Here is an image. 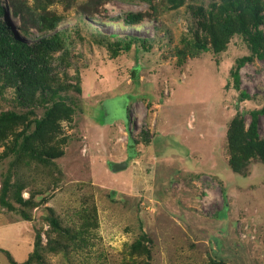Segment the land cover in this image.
Wrapping results in <instances>:
<instances>
[{"label": "rangeland", "instance_id": "1", "mask_svg": "<svg viewBox=\"0 0 264 264\" xmlns=\"http://www.w3.org/2000/svg\"><path fill=\"white\" fill-rule=\"evenodd\" d=\"M0 1L21 40L60 32L52 85L81 88L62 91L35 129L44 108L23 107L0 86V112L16 114L0 121V188L9 175L28 200L9 190L14 210L0 205L1 249L24 262L40 233L27 264H264V163L247 157L245 175L229 164V122L240 113L247 131L249 112L264 106V57L239 70L249 98L230 75L249 53L245 0ZM21 1L62 19L53 31L24 33L10 15ZM235 9L246 23L238 14L243 23L236 17L225 39L220 22ZM259 28L264 35V22ZM128 36L137 40L125 51ZM213 37L224 43L218 51ZM257 131L264 137V113ZM16 134L29 136L19 157ZM0 264H10L1 250Z\"/></svg>", "mask_w": 264, "mask_h": 264}, {"label": "trees", "instance_id": "2", "mask_svg": "<svg viewBox=\"0 0 264 264\" xmlns=\"http://www.w3.org/2000/svg\"><path fill=\"white\" fill-rule=\"evenodd\" d=\"M245 1V11L249 15L251 26L246 33L249 53L236 58L233 67L230 69L233 87L239 90V98L241 100L249 98V95L244 90L240 89V68L247 61L255 57L258 59L264 57V35L259 28V25L264 22V14L261 13V8L259 7L260 1ZM80 8L84 13L92 15L93 10L86 4L83 3L80 5ZM42 9L44 8H41V11H37L35 8L21 1L18 6L15 5L13 7L10 15L19 20L21 30L24 33L27 32L30 27L42 33L53 31L60 23L62 17L54 12ZM234 13L235 16L229 14L220 22V30L225 39H228L234 31H237L233 25L236 17L243 23V20L238 14L242 15L244 19L242 25L245 26L246 18L243 12H238L235 9ZM127 16L129 19H133L132 13H127ZM14 31L11 22L6 18L4 5L0 1V86L12 87L14 89L16 101L23 107L33 108L36 105H41L44 108L42 117L34 119L35 129H38L44 124V121L51 116L55 105L63 103L61 100L64 99L62 91L70 88L80 93L81 88L77 83H62V85L57 83L55 86L52 85L56 75L53 72L49 59L53 53L60 51L64 53L65 51V42L60 32L53 31L48 35L42 34L29 43L21 40ZM136 40V37L128 36L122 48L125 51L129 50ZM116 42L122 44L119 39H117ZM213 42L215 51H218L224 44L218 37H213ZM262 113H264V106L261 109L251 110L249 112L250 122L247 131L243 129L244 121L240 113L236 114L229 122L228 139L232 150L229 164L235 172L245 175L247 163L245 164L244 162L247 157L248 160L249 158H257L264 163V137H260L257 131L258 116ZM15 116L16 114L12 111L0 112V121L15 118ZM237 136L240 141H236ZM28 138L29 136L27 134H16L12 147V153L15 157H19L24 150L29 148ZM236 145H240V147L236 148ZM131 148H133L132 139L129 140V145H127L128 151L132 150ZM133 154L136 155L137 153L133 152ZM22 188L23 187L16 182L12 184L8 175V178L3 181L0 188V205L14 210L12 203L8 199L9 190L13 193V199L17 203L25 204L28 202V200L23 199L21 196ZM20 212L23 219L30 218L23 210ZM49 220L54 225L58 226V222L54 217L49 216ZM40 236V233L35 235L33 250L24 262H16L7 250L1 248L0 250L6 254L10 264H27L31 262L34 255H37L41 247ZM127 264L142 263L130 262Z\"/></svg>", "mask_w": 264, "mask_h": 264}, {"label": "water", "instance_id": "3", "mask_svg": "<svg viewBox=\"0 0 264 264\" xmlns=\"http://www.w3.org/2000/svg\"><path fill=\"white\" fill-rule=\"evenodd\" d=\"M123 166H125V163H124V162H122V163H115V164L113 165V168H115V169H119V168H121V167H123Z\"/></svg>", "mask_w": 264, "mask_h": 264}]
</instances>
